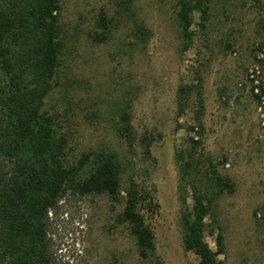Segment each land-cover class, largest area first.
Masks as SVG:
<instances>
[{"label":"rangeland","instance_id":"374dc122","mask_svg":"<svg viewBox=\"0 0 264 264\" xmlns=\"http://www.w3.org/2000/svg\"><path fill=\"white\" fill-rule=\"evenodd\" d=\"M177 1L61 0L65 46L57 86L43 108L68 136L71 160L82 151L113 150L122 162L123 185L132 178L149 192L144 211L155 255L140 257L126 226L115 220L120 206H112L106 195L68 194L53 225L60 264L197 263L182 245L183 192L175 161L188 135H195L185 128L193 100L177 115L176 92L179 84L197 78L205 105L200 160L212 157L234 183V191L213 207L225 237L218 260L264 264V103L254 97L248 77L264 39V0H212L204 29L193 13L195 36L186 50L178 33ZM100 10L113 17V26L107 39L95 42L89 32ZM139 26L147 29L145 40ZM122 108L137 136L132 146L115 130ZM143 135L150 139L148 151ZM186 201L191 203L189 194ZM214 236L206 235L212 249Z\"/></svg>","mask_w":264,"mask_h":264},{"label":"trees","instance_id":"16d2710c","mask_svg":"<svg viewBox=\"0 0 264 264\" xmlns=\"http://www.w3.org/2000/svg\"><path fill=\"white\" fill-rule=\"evenodd\" d=\"M211 2L177 1L182 50L194 41L193 13L198 12L197 26L204 29ZM61 12V0H0V264H60L53 225L68 194L106 195L112 206H120L115 220L126 226L140 257L154 256V234L144 211L149 192L132 178L123 185L122 162L113 150L82 151L71 160L68 136L60 130L57 117L43 108L57 86L65 46ZM112 26L113 17L100 10L89 36L95 42L104 41ZM137 30L145 40L147 29L139 26ZM263 45L264 39L256 48ZM200 87L197 78V83L179 84L176 92L177 115L193 100V116L185 128L195 133L175 152L183 192L182 245L197 256L196 264H220L225 237L213 207L224 193L234 191V183L212 157L200 160L205 112ZM254 97L258 99L259 94ZM130 119L122 108L115 130L132 146L137 136ZM140 141L148 151L149 137L143 135ZM214 233L212 249L206 235Z\"/></svg>","mask_w":264,"mask_h":264},{"label":"built area","instance_id":"2783aa9c","mask_svg":"<svg viewBox=\"0 0 264 264\" xmlns=\"http://www.w3.org/2000/svg\"><path fill=\"white\" fill-rule=\"evenodd\" d=\"M256 61L251 65L248 70V77L253 82V92L259 94L260 103H264V93L261 92L260 75L262 73V65L264 63V45L255 53Z\"/></svg>","mask_w":264,"mask_h":264}]
</instances>
